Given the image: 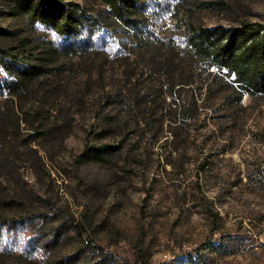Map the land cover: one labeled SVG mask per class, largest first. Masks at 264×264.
I'll list each match as a JSON object with an SVG mask.
<instances>
[{
    "label": "rangeland",
    "instance_id": "374dc122",
    "mask_svg": "<svg viewBox=\"0 0 264 264\" xmlns=\"http://www.w3.org/2000/svg\"><path fill=\"white\" fill-rule=\"evenodd\" d=\"M174 22L227 28L264 23V0H189L160 27L171 33L178 28ZM0 27L19 39L55 41L53 33L12 15L8 0H0ZM107 36L94 37L103 56L104 40L108 50L117 49V37ZM79 62L62 58L52 65L62 84L55 85L51 112L45 113L36 145L40 158L28 149L22 125L11 140L9 163H0V193L13 200L0 208V216L48 217L7 236L0 264H264V96H247L231 111L215 107L216 125L197 134L195 144L177 146L176 153L139 144V129L121 142L122 130L114 124L127 117L130 105L112 101L111 137L101 142L120 143L117 155L108 165L75 168L74 158L98 125L97 104L119 83V77L106 76L103 90L97 73L88 77ZM104 64L121 73V62ZM204 158L211 162L201 174Z\"/></svg>",
    "mask_w": 264,
    "mask_h": 264
},
{
    "label": "trees",
    "instance_id": "16d2710c",
    "mask_svg": "<svg viewBox=\"0 0 264 264\" xmlns=\"http://www.w3.org/2000/svg\"><path fill=\"white\" fill-rule=\"evenodd\" d=\"M87 1L8 0L12 15L24 16L32 28L41 26L53 33L55 41L19 39L14 31L0 27L1 164L9 163L11 140L21 133L22 125L28 131V149L40 158L36 145L43 133L45 113L51 112L55 85L62 84L52 65L62 58L79 60L89 69L88 77L96 72L103 90L107 89L106 76L119 77L116 87L106 91L96 106L98 125L90 130L81 153L74 158L75 168L88 162L108 165L117 155L120 143L101 142L111 137L107 130L112 101L125 99L130 105L127 117L114 124L122 130L121 142L130 131L139 129V144L176 153L177 146L195 144L197 134L216 125L211 122L215 107L231 111L247 96H264V23L242 22L227 28L174 22L178 28L165 33L160 21L189 0ZM88 5L99 10L94 12ZM103 33L111 34L108 40L117 37L113 39L116 50H108L104 40V56L94 40ZM109 59L121 62V73L105 68ZM210 162V158L202 159L201 174ZM167 163L173 172L183 175L176 163ZM12 201L0 193V208ZM47 219L43 214L0 216V247L18 229Z\"/></svg>",
    "mask_w": 264,
    "mask_h": 264
}]
</instances>
